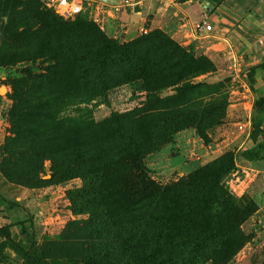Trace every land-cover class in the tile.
<instances>
[{"label":"rangeland","instance_id":"obj_1","mask_svg":"<svg viewBox=\"0 0 264 264\" xmlns=\"http://www.w3.org/2000/svg\"><path fill=\"white\" fill-rule=\"evenodd\" d=\"M45 2L0 0V214L23 215L0 264H264V159L239 155L264 107V0L186 44L130 35L104 0L70 17ZM114 44L134 49L117 66Z\"/></svg>","mask_w":264,"mask_h":264},{"label":"crops","instance_id":"obj_2","mask_svg":"<svg viewBox=\"0 0 264 264\" xmlns=\"http://www.w3.org/2000/svg\"><path fill=\"white\" fill-rule=\"evenodd\" d=\"M123 0H112L109 2L117 10L116 17L123 23L129 34L134 36L139 30V25L144 24L147 29L160 28L173 37L180 39L184 44L190 43L193 39L207 34L204 27H200L203 22L211 25V30L217 35L240 25L239 22H247V11L254 10L248 7L245 10H237L234 6L236 0H228L227 3L222 0H180L177 3L165 6L158 0H141L138 5H126ZM108 2V1H107ZM237 4V3H236ZM260 11V7L257 8ZM255 9V11H257ZM257 18V15H255ZM253 23V22H252ZM197 26H199L197 28ZM263 36V35H262ZM254 51V50H253ZM2 182L3 188L9 194L16 195L21 199L22 209L25 213L32 212L36 209V189H21L11 184ZM2 210L6 214L4 217L0 214V226L15 223L18 219L16 208L4 203ZM22 220V219H21ZM13 227H11V231Z\"/></svg>","mask_w":264,"mask_h":264},{"label":"trees","instance_id":"obj_3","mask_svg":"<svg viewBox=\"0 0 264 264\" xmlns=\"http://www.w3.org/2000/svg\"><path fill=\"white\" fill-rule=\"evenodd\" d=\"M48 9L56 13L52 9L50 8ZM112 49H113V51L111 52L112 56L109 59L114 66H117L122 58L124 57L127 58L128 53L134 52L133 48L125 49V46H117V44H114L112 46ZM168 50L170 52L180 51L179 49L177 50V47L175 45H170L168 47ZM99 56L100 55H98V57ZM249 82L252 83V80L249 79ZM259 100H261V95L257 97L256 103ZM239 155L243 160L248 162L261 161L262 159H264V107H263L262 115L256 113L252 116L251 129L249 133V146L242 149ZM235 169H236V163H235V155L233 153H229L223 156V158H221V160L214 166V172L210 180L212 182V186L215 187V189L219 193L220 192L222 193V186L220 184L221 180L225 175L233 172ZM224 192L226 194V198L224 200L227 201L228 197L230 198V195H228L226 191ZM224 200L220 202L219 206L225 204L226 201ZM13 226H14L13 223L0 226V232L1 233L6 232L5 242L7 246L18 249L21 246V244L20 242L15 240V238L11 233V227Z\"/></svg>","mask_w":264,"mask_h":264},{"label":"built area","instance_id":"obj_4","mask_svg":"<svg viewBox=\"0 0 264 264\" xmlns=\"http://www.w3.org/2000/svg\"><path fill=\"white\" fill-rule=\"evenodd\" d=\"M163 3L165 6H170L171 4L177 3L180 0H158ZM126 5H138L140 4L141 0H123L122 1ZM46 6L56 13L70 17L77 14H80L83 11L84 5L83 0H46ZM97 19V17L95 18ZM200 27H204L205 29H211V25L209 23L203 22ZM197 26V27H199ZM142 33L147 32V28L144 24L139 25Z\"/></svg>","mask_w":264,"mask_h":264},{"label":"water","instance_id":"obj_5","mask_svg":"<svg viewBox=\"0 0 264 264\" xmlns=\"http://www.w3.org/2000/svg\"><path fill=\"white\" fill-rule=\"evenodd\" d=\"M104 1L112 2V0H104Z\"/></svg>","mask_w":264,"mask_h":264}]
</instances>
